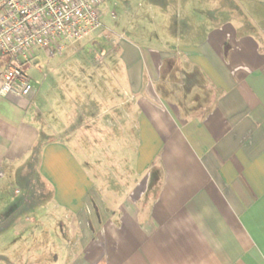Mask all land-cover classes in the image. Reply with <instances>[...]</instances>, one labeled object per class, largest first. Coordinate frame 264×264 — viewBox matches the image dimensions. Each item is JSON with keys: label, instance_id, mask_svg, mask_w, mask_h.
<instances>
[{"label": "crops", "instance_id": "obj_1", "mask_svg": "<svg viewBox=\"0 0 264 264\" xmlns=\"http://www.w3.org/2000/svg\"><path fill=\"white\" fill-rule=\"evenodd\" d=\"M136 7L164 34L145 50L121 40L114 60L124 76H112L123 97L96 114L101 125L130 128L133 136L114 139L131 144L127 182L97 186L71 142L48 139L40 150L37 175L62 212L59 238L73 240L54 264H264V35L195 22L201 0ZM34 87L28 99L0 95V178L38 148ZM14 221L16 236L37 223Z\"/></svg>", "mask_w": 264, "mask_h": 264}, {"label": "rangeland", "instance_id": "obj_2", "mask_svg": "<svg viewBox=\"0 0 264 264\" xmlns=\"http://www.w3.org/2000/svg\"><path fill=\"white\" fill-rule=\"evenodd\" d=\"M201 12V15L193 17L195 22L207 23L208 17H211V22L216 24L230 21L247 31L264 35V0H201ZM148 17L143 12H137L136 0H103L102 28L99 31L53 58L36 54L24 68L27 78L37 90L31 108L38 116L40 141L33 158L26 160L13 173L2 170L0 264L15 258H21L20 264H54L65 259L63 250L67 246H73L72 239L59 238L62 212L52 209L50 187L37 175L40 150L48 139H60L76 147L75 152L90 165L92 180L100 188H112L115 184L127 182L122 160L131 159V144L127 141L115 142L114 139L117 135L122 140L127 138L130 128L115 127L110 124L113 121L107 122V118L104 123V117H101L104 123L101 125L96 114L114 105V95L123 97L124 89H120L112 76L119 71L124 76L123 67L118 69L114 60L120 54L121 40L145 50L156 45L164 34L147 29L150 26ZM166 72L165 65L158 71V91H163L161 77ZM83 76L85 82L82 81ZM192 83L190 79L187 84L189 90L193 88ZM77 89L81 94L76 92ZM180 89L183 90V85ZM81 121H85L82 126ZM74 123L76 126L72 127ZM25 216H33L36 225L28 228L25 234L14 235V218L18 220ZM70 229L74 231L72 226ZM27 233H30L28 237ZM3 259L4 262L1 261Z\"/></svg>", "mask_w": 264, "mask_h": 264}, {"label": "built area", "instance_id": "obj_3", "mask_svg": "<svg viewBox=\"0 0 264 264\" xmlns=\"http://www.w3.org/2000/svg\"><path fill=\"white\" fill-rule=\"evenodd\" d=\"M103 0H0V95L28 99L33 86L24 66L102 28Z\"/></svg>", "mask_w": 264, "mask_h": 264}]
</instances>
